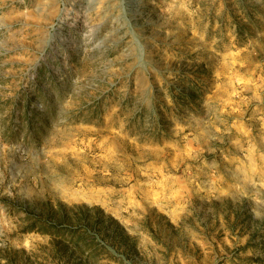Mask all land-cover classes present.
<instances>
[{
    "label": "rangeland",
    "instance_id": "374dc122",
    "mask_svg": "<svg viewBox=\"0 0 264 264\" xmlns=\"http://www.w3.org/2000/svg\"><path fill=\"white\" fill-rule=\"evenodd\" d=\"M0 264H264V0H0Z\"/></svg>",
    "mask_w": 264,
    "mask_h": 264
},
{
    "label": "bare ground",
    "instance_id": "6f19581e",
    "mask_svg": "<svg viewBox=\"0 0 264 264\" xmlns=\"http://www.w3.org/2000/svg\"><path fill=\"white\" fill-rule=\"evenodd\" d=\"M106 6H107V4H106Z\"/></svg>",
    "mask_w": 264,
    "mask_h": 264
}]
</instances>
